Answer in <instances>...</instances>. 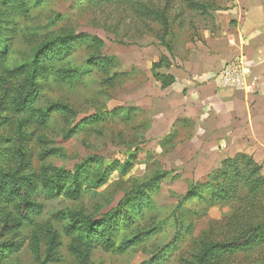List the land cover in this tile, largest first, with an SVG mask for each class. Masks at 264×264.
I'll use <instances>...</instances> for the list:
<instances>
[{
  "label": "rangeland",
  "instance_id": "obj_1",
  "mask_svg": "<svg viewBox=\"0 0 264 264\" xmlns=\"http://www.w3.org/2000/svg\"><path fill=\"white\" fill-rule=\"evenodd\" d=\"M228 1L30 0L32 8L22 15L2 7L0 0V21L7 22L0 26L11 37L0 72L11 73L17 88L28 83L25 66L55 37L84 34L103 43L100 49L76 48L66 62V67L84 72L81 80L41 82L35 108L47 111L48 118L43 126L26 131L31 134L26 174L89 168L77 200L49 199L44 191L32 199L42 208L37 224L52 226L60 236V264H75L79 257L87 264H196L204 243L230 241L243 228L264 227V196L257 194L247 207L240 177L230 183L238 188L237 199L214 201L206 184L221 169L224 155L198 140L195 121L182 114L181 108L189 105L157 79L214 55L222 42L219 32ZM98 56L109 63L88 65ZM93 116L104 120L91 121ZM16 132L15 123L0 121V169L5 172L17 165ZM156 176H163L159 188L142 201L140 210L124 207L131 222L121 229L118 242L150 232L124 253L108 252L100 244L85 246L79 235H66V222L55 217L69 211L99 220L128 194L140 195ZM194 187L203 199L186 201ZM30 240L28 226L2 234L0 243L13 241L23 248L0 264H38ZM210 264H264V244Z\"/></svg>",
  "mask_w": 264,
  "mask_h": 264
},
{
  "label": "trees",
  "instance_id": "obj_2",
  "mask_svg": "<svg viewBox=\"0 0 264 264\" xmlns=\"http://www.w3.org/2000/svg\"><path fill=\"white\" fill-rule=\"evenodd\" d=\"M128 2L130 0H122ZM11 11L25 15L32 8L30 0H3L1 5ZM7 23L1 20L0 25ZM11 41L9 32L4 31L0 26V64L3 55L7 54L8 44ZM103 43L97 38L84 34L57 36L51 41L43 44L32 57L28 66H25V73L28 76V83L25 87H15L10 79L11 73L0 72V121L3 124L15 123L17 126L16 140L13 154L17 158V165L13 171L5 172L0 169V236L18 231L26 226L31 228V240L29 249L39 259L38 264H60L61 258L58 249L61 246L58 232L50 225L39 226L37 217L42 208L32 199L38 192L44 191L47 198L56 199L65 197L70 200H77L82 192V186L89 175L88 166H80L72 172L64 169H54L50 172L43 169L39 174H26L29 167V152L26 146L27 137L31 136V126L41 127L48 118L47 111H38L35 108L38 99L39 85L43 81L53 79L55 82L65 83L81 80L84 72L77 68L66 67V62L72 57L75 49L80 46L101 48ZM48 60L47 64H43ZM105 66L109 63L108 58L98 56L92 63ZM16 72H19L17 70ZM162 88H168L174 82L171 75H159L157 78ZM49 111V110H48ZM103 121L101 116H93L91 121ZM262 167L246 155H235L233 158H226L221 169L216 173L207 189H212L211 196L214 201H230L237 199L238 188L230 183L240 177L244 184L245 193L242 198L246 206H250L257 194L264 196V176L260 173ZM163 176H156L153 184L144 185L142 193L138 196L127 195V198L119 203L118 207L105 214L101 219L94 220L77 212H59L55 217L66 222L64 232L66 235H79L83 244L91 247L100 244L108 252L124 253L131 246L139 244L150 232L136 235L130 239L118 242L122 228L129 226L130 214L124 209L128 206L142 208V201L149 197V194L158 190V180ZM216 181V183H214ZM205 186V185H204ZM199 188H192L186 195V201L201 200L203 196L198 192ZM243 193V192H242ZM13 208L16 219L10 216V208ZM122 225V226H121ZM264 244V227L243 228L239 236L230 241L204 243L197 256L196 264H210L225 257L237 253H249ZM23 245L13 241L0 243V262L8 256L21 251ZM74 251V250H73ZM75 264H87L84 258L79 257Z\"/></svg>",
  "mask_w": 264,
  "mask_h": 264
},
{
  "label": "crops",
  "instance_id": "obj_3",
  "mask_svg": "<svg viewBox=\"0 0 264 264\" xmlns=\"http://www.w3.org/2000/svg\"><path fill=\"white\" fill-rule=\"evenodd\" d=\"M229 10L214 55L187 71H178L168 88L189 106L181 108L196 124V137L207 141L210 151L224 159L235 155L251 157L264 170V0H229ZM239 41L256 77L257 90L243 93L217 87L213 78L237 54L229 45Z\"/></svg>",
  "mask_w": 264,
  "mask_h": 264
},
{
  "label": "built area",
  "instance_id": "obj_4",
  "mask_svg": "<svg viewBox=\"0 0 264 264\" xmlns=\"http://www.w3.org/2000/svg\"><path fill=\"white\" fill-rule=\"evenodd\" d=\"M229 45L236 47L235 40ZM236 56L221 68L213 78V83L222 89L252 93L257 90V79L253 75L252 65L245 56L243 44L239 41Z\"/></svg>",
  "mask_w": 264,
  "mask_h": 264
}]
</instances>
